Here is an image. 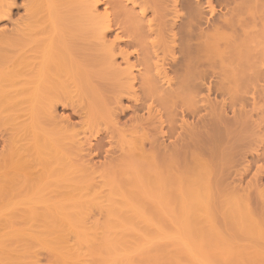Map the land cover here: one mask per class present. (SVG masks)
Listing matches in <instances>:
<instances>
[{
  "label": "bare ground",
  "instance_id": "bare-ground-1",
  "mask_svg": "<svg viewBox=\"0 0 264 264\" xmlns=\"http://www.w3.org/2000/svg\"><path fill=\"white\" fill-rule=\"evenodd\" d=\"M14 2L0 0V207L46 174L87 184L96 165L91 154L102 150V169L96 166L108 217L92 228L77 207L79 217H48L38 208L37 217L3 215L0 264H36L43 250L54 264H264V172L241 189L242 179L228 182L212 151L200 155L180 143L187 135L180 131L202 121L198 108L189 116L201 121L174 126L176 110H191L212 85L224 104L202 99L207 114L220 104L232 120L257 116L253 126L264 137V0H23V15L11 20ZM79 40L89 55L72 53ZM93 72L111 94L92 89ZM122 95L134 104L141 96L142 107L135 105L147 106L159 125L150 129L147 116L132 117L138 107L131 127L120 123L132 103L124 105ZM59 105L77 120L72 111L60 118ZM101 116L108 126L97 136ZM163 124L171 142L160 134L161 148ZM260 151L264 146L252 161Z\"/></svg>",
  "mask_w": 264,
  "mask_h": 264
},
{
  "label": "rangeland",
  "instance_id": "rangeland-1",
  "mask_svg": "<svg viewBox=\"0 0 264 264\" xmlns=\"http://www.w3.org/2000/svg\"><path fill=\"white\" fill-rule=\"evenodd\" d=\"M22 1L23 0H15V2H14V6L12 7V10H11V20H17L21 15H23V11H24V8H23V3H22ZM202 7H204V6H202ZM102 8V7H101ZM100 8V11L102 10ZM204 17V16H203ZM206 17V16H205ZM207 18V17H206ZM6 24H9V23H6ZM80 41V42H79ZM79 41H77V42H79V43H77V42H75V43H73L72 44V53L74 54L75 53V56L76 55H78L77 57H79L80 55L82 56L83 54L85 55V53L87 54V55H89L88 53H89V51H86V50H83V49H80V45H81V47L82 46H84V48H85V44H83V42L81 41V40H79ZM195 42H197V41H195ZM87 55H85V56H87ZM204 62H205V60H203ZM203 61H201L202 63H203ZM89 63V65H94V62L92 61H89V62H87L86 64H88ZM207 63V62H206ZM206 63H204L203 65H206ZM207 66H208V64H207ZM203 67V66H202ZM206 67V66H205ZM210 68V67H209ZM209 68L207 69V67L206 68H202V70L204 69V70H208V72H206V73H210L209 71H213V70H209ZM97 70V69H96ZM92 74V73H91ZM90 74V75H91ZM93 75H94V72H93ZM92 75V76H93ZM91 76V77H92ZM95 77H96V75H94V78L92 77V79L95 81L96 79H95ZM93 81V83H92V89H95V87H99L100 88V91H101V94H100V96L101 95H103V96H106V95H108V93L109 94H111L110 92H113V89H111V88H109V87H106V84L105 85H103L104 84V82H102L103 84H99V81H95L94 82ZM109 81V80H108ZM105 82H106V80H105ZM99 85H98V84ZM94 84V85H93ZM109 84V83H108ZM107 84V85H108ZM204 84H206V83H204ZM85 87V86H84ZM204 87H205V89L207 90V85L205 86L204 85ZM204 87H202V89L201 90H203V91H201V93L200 94H198V96H197V101L199 100V101H202V99H205V100H212V99H216L217 101H219V103L222 101H220V97H219V92L211 85V86H209V87H211V88H209V92L207 91L206 92V90L205 89H203ZM207 87V88H206ZM214 89H213V88ZM86 88V87H85ZM88 88V87H87ZM250 88V87H249ZM213 89V90H212ZM251 89V88H250ZM89 89H87V91H88ZM256 90H258L259 91V88H257ZM86 91V92H87ZM247 91H249V92H247ZM251 90H246V94H248L249 96H247L246 94V98L247 99H249V98H251V93H253V92H250ZM252 91H255V89L253 90V88H252ZM92 94V92L91 91H89L88 93H87V95H91ZM138 95H140V94H138ZM254 95V94H253ZM124 96H126V94L124 95ZM132 96V95H131ZM134 97H136V98H134V99H138L139 97L140 98H142L141 96H138L137 97V95L136 96H134ZM216 97V98H215ZM122 98L124 99H122L123 100V103H124V105L125 104H127V103H129L128 101L126 102V100H131L132 98H128V99H126V98H124L123 97V95H122ZM139 98V99H140ZM138 99V100H139ZM137 100V101H138ZM209 100V101H210ZM134 100H131L130 102H132V103H129V105H128V109H124V111H126V112H124L123 114H121V116H122V118H121V116H120V114H119V116H120V123H123V122H125L126 120H128L129 121V123H128V121L126 122V123H128L129 125L128 126H130V125H132V124H130V117H131V114L134 112V111H137V107L139 106V105H141L142 103H144V102H141V101H136V105H138V106H136L135 104H134V102H133ZM194 102V107L193 108H191V110H189V108H190V106H188V107H185V105L186 104H183V106L184 107H181L182 108V111H181V109L179 110H176V112H178L177 114L179 115L176 119H177V122H179V123H177V124H175L174 126H176L175 127V130L178 128H180L181 126H182V122H181V126L179 125L180 124V121H183V120H186V122H184V123H187L186 124V126H189L188 124H190L191 122L193 123V118L194 117H192V116H194V115H192L191 116V114H193V112H195V111H193V110H196L197 108V110H196V112H198V110H199V112H201V113H199V114H201V115H199L200 117H202L201 119H202V121L200 120V119H198L199 121H201V122H199L198 123V120L197 119H195L196 120V122L198 123L197 124V126H194L193 124H195V122L192 124V125H190V128H188V127H184L185 125H183V127H181L182 129L183 128H185V130H186V128H188L186 131H183L184 133H181L182 131H180V133H179V135L181 134V136L182 135H185V133H187V135L186 136H183L184 138L183 139H181L180 138V143H188V144H190L191 146H192V148L195 150L194 152L196 153V154H198V152L200 153V155H202L204 152H207V153H210L209 151H212L213 152V157H214V159L216 160L215 162H216V167L218 168H220L221 170L223 169V172H224V176L226 175L227 177H230L231 179H230V181H228V182H231L232 180H235V181H239L240 180V178L242 179V182H241V186H242V188L241 189H244V188H247V184L252 180V177H253V175L254 174H256V172H258L259 173V171H260V173L259 174H261V172H264V155H263V151H260L259 152V154H260V158L259 159H254L253 161H252V155L254 154V149L256 150H262V147L264 146V137L262 136L263 134L262 133H259V131L257 130V127H256V125H254L253 126V124H256V122L257 121H259V118L256 116H254L255 115V113H254V111L252 112L253 113V115H252V113H250V115H249V113L247 114V116L249 115L250 117L252 116H254L253 117V120H251L252 118H248L247 119V117H245V116H242V117H244L243 118V120L241 119V118H238L237 120L239 121H237L236 119L235 120H232V119H230L231 117H229L230 115H228V113L225 115V113H223L222 112V110H221V112H219L220 111V104H219V106H218V109H217V107H215L216 109V112H215V110H214V114H215V116H214V114L212 115V113H213V111H212V113L210 114L211 115V117H209L210 115L209 114H207V110L205 111V107L207 106L206 104H207V102L205 101L204 102V100L202 101V102ZM141 102V103H140ZM225 102H227V101H225ZM221 103H223V102H221ZM132 104H134V105H132ZM224 104V103H223ZM126 105V106H127ZM130 105H132V107L130 106ZM144 105V104H143ZM177 105H179V104H177ZM96 106V105H95ZM98 106V105H97ZM134 106V107H133ZM145 106V105H144ZM181 106V105H180ZM204 106V107H203ZM223 106V105H222ZM221 106V107H222ZM226 106V105H225ZM247 106H248V104H247ZM63 107V108H62ZM66 106H61V105H59L58 107H57V114L59 115V117L60 116H62V117H65V116H72L73 114H74V112L71 110V107H66ZM124 107V106H123ZM139 107H142V106H139ZM138 107V108H139ZM196 107V108H195ZM125 108V107H124ZM144 108V109H143ZM142 108V110H141V108H139L138 110L139 111H137L138 112V114H136L135 112L132 114L133 116L132 117H137L138 118V116H141L142 114V116H144L145 118H146V116L148 115L147 114V112H148V110H146L145 108H147V106L146 107H143ZM179 108V107H178ZM200 108H201V110H203V111H201L200 110ZM203 108V109H202ZM224 108V107H223ZM223 108H221V109H223ZM133 109H136V110H133ZM247 110L248 109H251V108H246ZM145 110V111H144ZM218 110V111H217ZM71 111H72V113H71ZM192 113H191V112ZM227 111V110H226ZM144 112V113H143ZM180 112H183L182 113V115H181V113ZM217 112H219V113H217ZM227 112H229V111H227ZM118 113H119V111H118ZM189 113H191L190 114V116H189ZM221 113H223V115L221 114ZM70 114H72V115H70ZM186 115V118L184 117V118H180V115L183 117V116H185ZM220 114V115H219ZM75 115V114H74ZM72 116V117H70L71 118V120H73V121H76L77 120V115H75V116ZM135 115V116H134ZM196 115V114H195ZM219 115V116H218ZM224 115H225V117H224ZM141 116V117H142ZM206 116H207V118H208V120H207V118H206ZM228 116V117H227ZM105 117H106V115H105ZM132 117H131V119H132ZM189 117H191V118H189ZM196 117H198V115H196L195 116V118ZM61 118V117H60ZM73 118V119H72ZM107 118V121H108V116L106 117ZM136 118V119H137ZM150 118L151 117H149V119H148V116H147V119L150 121ZM199 118V117H198ZM204 118V119H203ZM75 119V120H74ZM105 119V118H104ZM123 119V120H122ZM180 119V120H179ZM182 119V120H181ZM191 119H193V120H191ZM223 119V120H222ZM106 120V119H105ZM105 120H102V116H101V118H99V120H98V123L100 122V125H101V127H99L98 126V128H100L101 129V131H100V129H98L96 132L97 133H95V134H98L97 136H101V135H103V133L105 132V129L107 128V124H108V122L107 121H105ZM144 119H142V122L144 123V121H143ZM147 120V121H148ZM187 120H188V122H187ZM194 120V121H195ZM206 120V121H205ZM136 121V120H135ZM146 120H145V123H144V127H150V129L152 128L151 126H154L155 124H156V120L154 119V125H152L151 123V121H152V118H151V121H150V123H148ZM235 121H237L236 123H234ZM137 122H138V120H137ZM137 122H135L136 123V125H137ZM255 122V123H254ZM131 123H133V122H131ZM141 123V122H140ZM142 123V124H143ZM183 123V124H184ZM245 123V124H244ZM124 124V123H123ZM123 124H122V126H123ZM134 124V123H133ZM139 124V123H138ZM146 124V125H145ZM148 124V125H147ZM149 124H151V126H149ZM158 124V123H157ZM156 124V125H157ZM119 126H121L120 124H118ZM117 125V126H118ZM159 125V124H158ZM179 125V126H178ZM196 125V124H195ZM106 126V127H105ZM122 126L121 127H118L120 130L122 129ZM126 126V127H125ZM163 130H162V132L164 131H166L167 132V130L165 129L167 126L165 125V124H163ZM166 126V127H165ZM253 126V127H252ZM79 127V126H78ZM104 127H105V129H104ZM131 127V126H130ZM155 127H157L158 128V126H155ZM195 128V129H193V128ZM256 127V128H255ZM77 128V127H76ZM109 128H110V130H112V128H111V125L109 126ZM125 128H127V124L126 125H124V129ZM180 128V130H182ZM192 128V129H191ZM79 129V128H78ZM124 129L122 130V131H124ZM129 129V128H128ZM127 129V130H128ZM165 129V130H164ZM192 130L191 132H190V130ZM254 129H256V130H254ZM126 129H125V131H127ZM159 132L161 131V128H160V130L159 129H157ZM146 131H147V129H146ZM98 132H100V133H98ZM154 132H157V131H154ZM159 132H157V133H159ZM166 132L165 133H163V135H162V133H159V134H157V136H160V134H161V136H163V140H162V137H161V139H160V141H159V137H157V136H155V138L156 139H158V141H159V144H160V142H161V145H160V147L162 146V141H164V143L167 145V143H169V145H170V142H171V140L168 142L166 139H165V136L167 137V136H169V134L167 135L166 134ZM175 132V131H174ZM177 132V131H176ZM257 132V133H256ZM168 133V132H167ZM99 134H101V135H99ZM165 134V135H164ZM257 134V135H256ZM155 135H156V133H155ZM177 134H175L174 135V138H176L175 136H176ZM259 136H262L263 138H261V137H259ZM189 139H188V138ZM258 137V138H257ZM261 138V139H260ZM92 140H93V138H92ZM162 140V141H161ZM259 140V141H258ZM263 143V144H262ZM165 144L163 145V148H164V146H165ZM169 145H168V147H169ZM261 145V146H260ZM257 146L259 147V148H261V149H259V148H257ZM162 148V147H161ZM251 150V151H250ZM246 152V153H245ZM248 152V153H247ZM252 152V154H250ZM262 152V153H261ZM94 154H91V159H93L94 160V162H92L90 165H92L93 166V164L95 163L97 166H99V167H101V163H100V159H101V161H102V163H103V158H102V156L104 157V153H103V151L101 150L100 151V153H102V155H99L100 153H98V151H94L93 152ZM207 153H206V155H207ZM98 154V155H97ZM96 155V156H95ZM205 155V154H204ZM241 155V156H240ZM242 155H244V156H246V160L244 161V162H242V160L240 159L241 157H242ZM178 156V158L180 159V162L182 161V159L185 157V152H184V150H181L180 152H179V154L177 155ZM243 156V157H244ZM243 157H242V159H243ZM262 157V158H261ZM239 159H240V162H239ZM261 159V160H260ZM257 160V161H256ZM256 161V162H255ZM238 166H237V165ZM93 166V168L95 167V170L93 171V172H91L90 173V179H91V177H92V180H89V181H87V184L85 183V182H82V183H77L76 181L77 180H75L74 182H71V181H69L70 180V178L69 179H66V180H64V181H61V180H63V179H57V180H60V181H55L53 178H50V179H52V182H49V178H47L46 179V176H47V174L46 175H44L43 177H42V180H41V182L42 183H40V181H37V182H33V183H31V184H29L28 186H25V187H23V190L24 189H26V191H25V194L24 195H26V196H24L23 197V195H22V197L23 198H21V194L23 193V190L21 189V188H19V187H17V188H19V189H21L22 191H19V195L17 194V196L15 195V198H14V201H12L13 202V204L11 203L10 205H12V206H10V205H6L5 203H4V205H1L2 207H0V212H5V211H7V212H5V213H0V217H3V215L5 216V217H34L35 215V217H37V214H36V212L38 211V209H39V212H38V214L40 213V212H46L47 213V216H48V212H50L51 213V211H52V213H53V215L51 216L50 214H49V216L48 217H55V216H57V217H68L69 215L68 214H72V216L70 215L69 217H73V214L75 215L74 217H79V214H80V217H87V220H86V222L87 223H89V224H87V225H89V226H91L92 228L93 227H97V223H103L102 221H103V218L102 217H108L107 215H108V206H107V208L105 207L106 205H108V194H106L107 193V190L106 189H104V183H103V178H102V175H101V169H102V167H101V169L100 168H98L97 166ZM103 166V165H102ZM235 166V167H234ZM247 166V167H246ZM237 167V168H236ZM235 168V169H234ZM257 168H259V169H257ZM237 169V170H236ZM238 169H240V170H238ZM217 170V169H216ZM219 170V169H218ZM236 170V171H235ZM245 173H242V171ZM259 170V171H258ZM232 171H233V173H232ZM221 172V171H220ZM219 172V173H220ZM229 172V173H228ZM252 172V173H251ZM226 173V174H225ZM231 175V176H229V175ZM237 174V175H236ZM244 175V177H243V175ZM250 174V175H249ZM48 175H50V174H48ZM222 175H223V173H222ZM226 176H225V179H226ZM47 177H49V176H47ZM51 177H53V175L51 176ZM68 177H70L69 175H68ZM223 177V176H222ZM221 177V178H222ZM251 177V178H250ZM55 178V177H54ZM238 178V179H237ZM49 179V180H48ZM51 181V180H50ZM54 181V182H53ZM222 181V180H221ZM59 182V183H58ZM81 182V181H80ZM248 182V183H247ZM50 183L52 184L53 183V185H50ZM54 183H56V185L58 184V188L56 187H53L54 186ZM61 183V184H60ZM84 183V184H83ZM89 183V184H88ZM244 183V184H243ZM36 184H38V187H36V189H35V186H37ZM66 186H65V185ZM77 184V185H76ZM35 185V186H34ZM41 186V188H40V186ZM70 185V186H69ZM34 187V188H33ZM1 189V188H0ZM15 189V188H14ZM39 189V193L37 192V190ZM27 190H28V193H26L27 192ZM33 190V191H32ZM250 190H252V189H250ZM106 191V192H105ZM241 191H245V190H241ZM21 192V193H20ZM41 192V193H40ZM247 192H248V190H247ZM43 194V195H42ZM29 195V196H28ZM40 195V196H39ZM44 198H43V197ZM106 196V197H105ZM17 197L19 198L18 199V201H17ZM31 199H30V198ZM32 197H34V198H32ZM105 197V198H104ZM28 198V199H27ZM43 198V199H42ZM16 199V200H15ZM23 199V201L20 203V201ZM105 199V200H104ZM26 200V201H25ZM32 200H34V201H32ZM28 201H30L29 203H28ZM31 201H32V203H31ZM79 201H80V203H79ZM81 201H83V202H81ZM105 201H107V202H105ZM44 202H45V204H44ZM15 203H17V204H15ZM25 203V204H24ZM81 204V205H80ZM74 206V208L76 209V211H74L75 209L72 207L71 208V206ZM76 205V206H75ZM78 205V206H77ZM4 206V207H3ZM7 206V207H6ZM70 206V207H69ZM15 207V208H14ZM41 207V208H40ZM79 209V211H78V209ZM17 208V209H16ZM19 208V209H18ZM38 208V209H37ZM64 208H66L67 210H65ZM3 209V211H1ZM13 209H15V210H13ZM47 209H49V210H47ZM80 209H82V211L80 210ZM5 210V211H4ZM71 212H70V211ZM13 211V214L14 215H11L12 213L11 212ZM15 211V212H14ZM17 211V212H16ZM65 211V212H64ZM77 211H78V215H76V213H77ZM10 212V213H9ZM64 212V213H63ZM9 213V214H8ZM62 213V214H61ZM7 215V216H6ZM34 215V216H33ZM55 215V216H54ZM68 215V216H67ZM39 216V215H38ZM101 225V224H100ZM55 263V259L54 258H52L49 254H48V252L47 251H45V250H43V251H41L40 252V254H39V256H38V261H37V263L36 264H54Z\"/></svg>",
  "mask_w": 264,
  "mask_h": 264
}]
</instances>
